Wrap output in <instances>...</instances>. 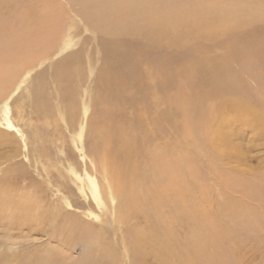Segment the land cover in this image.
<instances>
[{"label": "rangeland", "instance_id": "obj_1", "mask_svg": "<svg viewBox=\"0 0 264 264\" xmlns=\"http://www.w3.org/2000/svg\"><path fill=\"white\" fill-rule=\"evenodd\" d=\"M148 1L156 9L164 10L181 0ZM249 1L264 5V0ZM47 5L63 9L64 21L57 33L60 42L56 50L47 59L37 61L30 72L12 88L4 90L5 94L0 98V206L2 201L6 205L5 213L0 216V264H41L44 260L48 264H137L136 258L125 252L121 240L136 229L144 231L141 228L144 220H132L120 230L115 225L117 202L108 198V180L100 163L99 136L93 135L91 130L99 126L101 131L100 127L106 121L119 126V123L121 126L123 123L135 125L138 108L151 106L158 98L170 100L179 89L187 94L189 79L194 78L190 75L193 63L211 62L225 67H216V72L206 68L200 70L192 80L200 86L199 92L208 88L207 91L212 89L209 92L231 96L240 90L257 112L259 109L264 111V54L250 52L247 58L235 59L233 53L242 48L243 38L245 41L258 36L264 38V22L240 34L236 44L227 45V38L200 39L196 33H191L186 42L173 48L168 46L167 40L171 38L168 34L164 41L157 42L148 26L133 31V22L145 17L140 11L122 25L111 22L116 19V14L109 15L111 21L107 25H100L90 17V6L79 0H0V45L8 41L9 35L30 32L37 15ZM247 32L249 36H244ZM159 68L167 71L168 76L164 78L159 73L162 79L154 82L148 75L150 70ZM225 76H234L233 80L242 82L239 86L244 87L237 88L224 80ZM203 103L193 108L192 123L203 121L206 113ZM231 109L226 113L231 121L228 125L232 127L223 124L229 133L232 130L230 137L223 131L225 135L220 133L217 139L219 145L213 146L209 142V147L220 157H234L233 168L223 164L215 167L216 170H227L226 175L229 170L236 179L244 176L249 185L246 188L258 196L247 204L250 210L243 214L252 223L250 226L228 223V229L240 239V248L235 252L232 264H264V126H254V117L239 124L240 111ZM260 110L259 113H263ZM165 111L162 121L159 118L160 132L151 133L146 141L139 142L141 156L146 155L143 149L149 142L158 143L160 133L162 136L169 133L172 122L177 123L172 133L183 134L180 127L186 117L169 108ZM7 117L18 131L6 127ZM180 143L183 148L187 145ZM95 149H99L98 154ZM195 164V168H199ZM201 170L211 172L206 166ZM242 171L243 175H239ZM183 176L188 178V173L184 172ZM90 178L100 184L104 206L100 207L92 198ZM204 180L189 193L194 196L199 213L204 208V213L221 209L229 195L233 199L242 197L232 192L224 178L206 175ZM184 182L188 187L183 185ZM181 183L184 188L194 186L188 180ZM205 191L207 198L202 194ZM220 215H217V221ZM75 220L81 223L93 220L97 226L90 223V227L95 233L101 230V245L108 244L114 258L104 257L98 249L92 250L90 235L88 238L80 231H70L66 227ZM127 246L131 247V244L127 242ZM148 257L145 256L144 264L151 259Z\"/></svg>", "mask_w": 264, "mask_h": 264}, {"label": "bare ground", "instance_id": "obj_2", "mask_svg": "<svg viewBox=\"0 0 264 264\" xmlns=\"http://www.w3.org/2000/svg\"><path fill=\"white\" fill-rule=\"evenodd\" d=\"M79 1L85 6H90V17L94 18V22H98L100 25H107L111 21L109 15L113 14L117 16L111 22L122 25L127 19L130 21V16L140 11L145 17L142 20L133 22V31L136 32L142 26H148L154 34L153 39L157 42L164 41V37L168 34L171 36L167 40L168 46L173 48L179 47L183 44V41L186 42L191 33H196L200 39L227 38L228 40L225 43L232 45L240 34L243 35L244 31L250 30L251 26L259 22H264V5L257 1L249 3V0V2L247 0H181L164 10L156 9L155 5L148 0ZM37 16L35 26L30 32L9 35L8 41L0 45V98H3L4 90L12 88L24 74L30 72L37 61L47 59L56 50L57 44L60 42L57 33L64 21L63 9L47 5ZM43 28L47 29L42 31ZM48 28L52 29V32ZM248 33H245L244 36H249ZM66 45H69V43ZM250 52L254 55L264 54V38L258 36L253 39L249 38L246 41L243 38L242 48L233 51L234 58H247ZM216 67L220 66L211 62L193 63L190 67V75L194 78H191L195 80L196 74L200 70L204 71V68L216 72ZM220 68L225 67L221 66ZM219 71L221 70L219 69ZM159 73L164 78L167 75V71L159 68L153 71L150 70L148 77L155 82L161 77ZM237 75L238 73H236ZM218 77L220 78V76ZM233 77L225 76L224 80L234 84L237 88H243L244 86H239L243 83L236 82V79L234 81ZM221 78L223 79L222 76ZM192 80L189 79L191 82L187 94L186 92L183 94V90L179 89L170 100H163L164 97L163 99L158 98L153 101L154 103L151 106L138 108L136 122L134 121L137 124L135 125L129 123L127 125L122 121V126L121 123L117 122L120 124L119 126L106 121L107 124L103 123L105 125L100 127L102 132L97 128L99 126H94L95 128L91 130L93 135L99 136L98 146L102 153L100 163L108 180L106 187L108 198L113 203L117 202L115 225L120 230L122 225L130 223L132 220H144L145 224L141 227L144 231L141 232L136 229L126 236L123 235L124 237L121 240L125 245V252L136 258L137 264H144L145 256L151 258L147 264H232L235 252L240 248V239L231 229H228V223L244 224L246 227L252 224L243 214L250 210L247 204L255 201L258 196L246 188L249 185L244 176L236 179L232 177L233 175H230L229 170L227 175V170H216L215 166L219 164L221 166L223 164L224 167L233 166L232 160H234V157H232L233 159L220 157L212 151V147H209V142L213 146L219 145L217 139H219L220 133L227 131V127L225 128L223 124L227 126L231 122L228 120L229 117L226 113L232 110L231 108L235 109V112L240 111L239 124H244V121L254 117V126L257 124L264 126V111L259 109L263 113H259V110L257 112V109L250 104L248 99L240 94V90L235 94L231 93V96L221 95V92L216 94L209 92L212 89L207 91L208 88L205 89L206 87H204L205 90L199 92L200 86ZM202 101L206 109L204 119L201 122L198 120V124L194 121L192 123L193 108ZM106 103L108 105L109 100ZM166 107L173 112H180L181 116L186 117L185 122H182V127H180L183 134L179 136L177 133H172V129L175 132V125H177L176 122H172V129L169 128V133L163 136L160 133L161 138L158 139V143L155 140V142H149L143 149L146 155L141 156L142 154L138 151L139 142L142 143L147 135L151 133L154 135V133L160 132L159 118L165 116ZM152 110H154V113ZM4 113L7 115V111ZM10 120L8 117L6 118V127L13 131L15 129L14 124ZM160 121H162V118ZM15 130L18 131L17 128ZM231 133L227 131L226 136L229 134L230 137ZM180 142L187 143L186 147L180 146L182 145ZM97 150L99 151V149ZM97 150L95 149V151ZM145 156L146 158H144ZM200 161L204 162L201 163L202 167L210 168L211 172L210 170L202 171ZM194 162L200 164V166L198 164L199 168H195L196 164ZM184 172L188 173V178L183 176ZM242 173L244 172H240L239 175H243ZM205 174L224 178L233 190L232 192L242 195V197L239 199L237 196L238 199H233L229 195V198L226 197L228 202L226 205H222L221 209H212V212L204 213V208L200 214L199 211L197 212L198 208L194 196L189 193L196 190V187L201 186L203 181L206 180H204ZM105 177L104 180H106ZM184 180H188L194 186L184 188L181 183ZM90 185L92 198L100 207L104 206L100 184L94 178H90ZM183 185L188 187L186 182ZM200 190H203V187ZM202 194L205 198L209 197L206 191ZM11 198L13 199V197ZM1 203L3 204L0 206V216L6 210L4 201ZM18 204L20 203L18 202ZM17 205L15 206L17 207ZM218 214H221L219 221H217ZM89 216L86 215V217ZM92 221L81 223L82 221L75 220L66 227L70 231H80V234H84L85 237L88 236L89 238L90 235L92 250L98 249L104 257L114 258L109 245H101L103 240V237L99 234L101 230H98V232L96 230L95 233L94 228L90 227ZM224 221L225 223H223ZM92 225L97 226L93 223ZM127 242L131 244V247L127 246ZM41 264H48V262L44 260Z\"/></svg>", "mask_w": 264, "mask_h": 264}]
</instances>
